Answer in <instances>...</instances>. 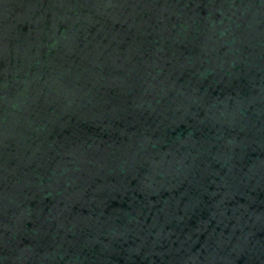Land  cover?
I'll use <instances>...</instances> for the list:
<instances>
[{
    "label": "water",
    "instance_id": "95a60500",
    "mask_svg": "<svg viewBox=\"0 0 264 264\" xmlns=\"http://www.w3.org/2000/svg\"><path fill=\"white\" fill-rule=\"evenodd\" d=\"M0 264H264V0H0Z\"/></svg>",
    "mask_w": 264,
    "mask_h": 264
}]
</instances>
